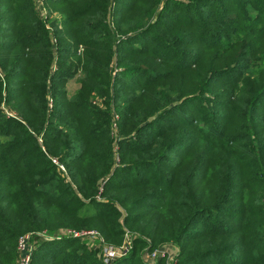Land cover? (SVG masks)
<instances>
[{
  "label": "trees",
  "instance_id": "1",
  "mask_svg": "<svg viewBox=\"0 0 264 264\" xmlns=\"http://www.w3.org/2000/svg\"><path fill=\"white\" fill-rule=\"evenodd\" d=\"M45 2L51 31L34 0H0V264L27 232L119 245L121 217L137 236L110 264H147V240L178 264H264V0ZM32 254L103 264L73 238Z\"/></svg>",
  "mask_w": 264,
  "mask_h": 264
},
{
  "label": "rangeland",
  "instance_id": "2",
  "mask_svg": "<svg viewBox=\"0 0 264 264\" xmlns=\"http://www.w3.org/2000/svg\"><path fill=\"white\" fill-rule=\"evenodd\" d=\"M34 4H35V9L37 11V13L39 14V16L44 19L47 20L46 22V26L48 31H51L52 26L51 23L53 21L58 22L60 20V13L56 12L54 10H50L48 9V7L46 6V2L45 0H34ZM60 14V15H59ZM80 52V51H79ZM66 92L68 96L73 95L78 89H79V84L75 82V80H72L70 82H68L65 86ZM110 95V94H109ZM111 97V95H110ZM103 100H105L104 98L99 99L97 96H95L92 99V104L96 105L97 107H99L100 109H104L105 106L103 104ZM2 108L4 109V111L7 113V108L4 107L3 105H1ZM110 112H111V118L113 120V124L111 126V136H116V134L119 132V129H117V123L119 121V114H117V112L114 111V109L112 108V106L110 107ZM8 114V113H7ZM9 115V114H8ZM15 116V115H14ZM13 116V117H14ZM43 149V148H42ZM44 151V149H43ZM51 158V157H50ZM54 159L56 162L57 159L56 158H51V160ZM119 155L117 156V154H115V164L116 166L119 165ZM61 166V165H60ZM64 169V167H63ZM62 171V170H61ZM106 179V177H102V179L99 181L100 182V186H102V184L104 183L103 181ZM101 192H99L98 196H96L95 198L97 200L102 199L100 197ZM116 207H118L119 211L122 212L123 214H125L124 209L122 208V206H118L117 204H115ZM119 224L122 226V241L121 244L119 245H113L111 243H109L105 236H103L99 231H97L96 229H86V230H76V229H59L56 233L48 235L45 231H37V232H27L25 234H22L19 236L18 240H17V244H20V241L27 238L28 236L30 237V248H37V246L39 245V243L41 241H43L40 237V235H45V236H54V235H58L63 233L64 231H69V230H73V231H81V232H91V235L86 236L87 237V241L86 242V248H88V250H91L93 252L96 253L97 258L103 263V264H110L111 262H114L115 260L110 261L107 257V253L108 252H118V253H125L128 254L130 250L133 249V242L137 236V234L129 231L123 222V217H121L119 219ZM22 238V239H21ZM21 239V240H20ZM79 240V239H78ZM81 241V240H79ZM89 243V244H88ZM150 243L149 240H147L146 242V246H144L145 248H143L141 250V259L147 263L148 261L152 260L151 259V255L157 253L158 251H165L164 256H162V258H160L159 260L162 261L164 264H178V259H179V254H180V250L178 248V246L176 245H171V244H161L158 245L155 248H151L150 245H148ZM26 247H29V244L25 243ZM34 249V250H35ZM166 251L168 252V254L166 253ZM18 252V251H17ZM109 260V261H108ZM18 258H17V262L16 264H18ZM31 264V263H30Z\"/></svg>",
  "mask_w": 264,
  "mask_h": 264
},
{
  "label": "built area",
  "instance_id": "3",
  "mask_svg": "<svg viewBox=\"0 0 264 264\" xmlns=\"http://www.w3.org/2000/svg\"><path fill=\"white\" fill-rule=\"evenodd\" d=\"M49 106L51 107V101H50ZM115 151H116V148H115ZM52 162L54 164H56L57 166H59L60 170L64 171L63 166L58 165V163L54 159H52ZM86 234L91 235V232H86L85 233V232H81V231L69 230V231H64L61 234L54 235V236L40 235V237H41V239L43 241H46V242H52L53 240L60 241V240H62L64 238H67V239L73 238V239H79L81 241H87V237L86 236H88V235H86ZM29 240H30V237L28 236L27 238L21 240L20 244L19 243L17 244V250H18V254H19V258H18L19 262H18V264H30L31 263L32 256H33L32 253L34 252L35 247L32 248V249L30 248ZM25 243L29 244V247H26ZM166 253L168 254L167 251H166ZM164 254H165V251L164 252L158 251L157 253L152 254L150 256L152 260L148 261L147 264L156 263L157 260H159L160 258H162V256H164ZM124 255H125V253L121 254V253H118V252H108L107 253V257H108V259L110 261L118 259V258H120V257H122Z\"/></svg>",
  "mask_w": 264,
  "mask_h": 264
}]
</instances>
